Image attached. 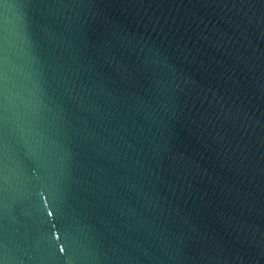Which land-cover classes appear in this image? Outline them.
<instances>
[{"label":"water","instance_id":"1","mask_svg":"<svg viewBox=\"0 0 264 264\" xmlns=\"http://www.w3.org/2000/svg\"><path fill=\"white\" fill-rule=\"evenodd\" d=\"M0 149L5 264H264V0H0Z\"/></svg>","mask_w":264,"mask_h":264},{"label":"snow or ice","instance_id":"2","mask_svg":"<svg viewBox=\"0 0 264 264\" xmlns=\"http://www.w3.org/2000/svg\"><path fill=\"white\" fill-rule=\"evenodd\" d=\"M0 151H2V149H0ZM0 165H2V160H0ZM48 214L52 215L53 213L50 211ZM59 250L62 252V251H64V248L61 247ZM0 264H5V260L3 258V254H0Z\"/></svg>","mask_w":264,"mask_h":264}]
</instances>
